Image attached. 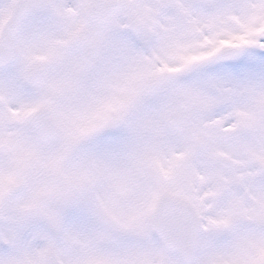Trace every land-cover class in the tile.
I'll list each match as a JSON object with an SVG mask.
<instances>
[{
    "label": "snow or ice",
    "instance_id": "snow-or-ice-1",
    "mask_svg": "<svg viewBox=\"0 0 264 264\" xmlns=\"http://www.w3.org/2000/svg\"><path fill=\"white\" fill-rule=\"evenodd\" d=\"M0 264H264V0H0Z\"/></svg>",
    "mask_w": 264,
    "mask_h": 264
}]
</instances>
